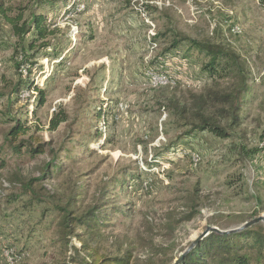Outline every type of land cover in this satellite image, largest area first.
I'll use <instances>...</instances> for the list:
<instances>
[{
  "label": "rangeland",
  "instance_id": "rangeland-1",
  "mask_svg": "<svg viewBox=\"0 0 264 264\" xmlns=\"http://www.w3.org/2000/svg\"><path fill=\"white\" fill-rule=\"evenodd\" d=\"M1 9L24 13L21 22L43 15L55 32L48 47L38 40L30 50L32 34L17 37L0 13V264H76V248L175 264L208 226L235 229L264 216L259 0H0ZM174 32L246 62L250 88L230 137L192 125L198 99L235 79L210 76L205 54L186 42L170 49ZM55 115L67 120L52 128ZM14 125L22 127L16 145L43 142L46 152H12ZM31 180L39 199L26 190ZM69 204L94 210L95 227L66 235ZM10 249L24 252L9 259Z\"/></svg>",
  "mask_w": 264,
  "mask_h": 264
},
{
  "label": "trees",
  "instance_id": "trees-1",
  "mask_svg": "<svg viewBox=\"0 0 264 264\" xmlns=\"http://www.w3.org/2000/svg\"><path fill=\"white\" fill-rule=\"evenodd\" d=\"M259 2L264 4V0H259ZM0 13L4 15L17 37L24 38V36L29 33L32 34L33 37L28 43L30 50L35 49V44L38 40L43 43L44 47L50 45L47 39L53 36L55 31L48 28L46 18L43 15H34L32 19L21 22L24 19V13L10 15L5 9H1ZM183 42H186V44L192 48L205 54L208 61L204 65V70L208 72L210 76L235 79L232 88L223 92L210 90L198 99L197 110L193 116V122L195 123L192 125V130L202 129L211 132L217 137H230L233 129L242 124L243 117L241 111L245 100L244 96L248 93L250 88V71L247 68L246 62L243 61L235 51L226 46L210 40L194 39L181 32H174L172 34L169 48H177ZM27 72H31V66L28 67ZM27 80L22 86H27L29 88L32 84ZM34 88L38 91L37 86H34ZM20 89L17 88L18 91H20ZM210 102H217L222 106L220 112L217 113L219 117L214 113L204 112L205 110L203 107ZM179 112V114L184 116L183 114L185 113H182L185 112L184 110H179ZM66 120V115H55L51 119L52 128H56L61 122H65ZM219 120H226L227 124L222 126ZM21 129V126L14 125L6 134V140L10 143L12 152L24 153L28 158H34L46 152V144L43 142H38L35 145L34 143L26 141L24 144L16 145L13 137L18 136ZM255 151H258V149H255ZM55 160L56 157H54L52 162L54 163ZM46 170L47 172L50 171L48 168H46ZM33 183V180L29 181L26 184V190L27 192L32 191L33 197L39 199L40 196L37 194L36 189L32 187ZM40 189L41 188L38 187V191ZM71 206L72 205L69 204L68 208H61V210L66 211L61 220L66 235L73 234L76 226H88L90 229L95 227L98 216L94 210L91 209L79 214L76 209ZM254 225L255 224L237 233L221 234L211 232L187 252L180 264H264V231L255 229L256 227L254 228ZM80 250L81 249L76 248V254L74 258L71 259V263L144 264L134 259L129 251L116 256H98V249H94L89 255L82 256L80 255ZM22 252L24 251H18L16 256H20ZM146 264H154V262Z\"/></svg>",
  "mask_w": 264,
  "mask_h": 264
},
{
  "label": "water",
  "instance_id": "water-1",
  "mask_svg": "<svg viewBox=\"0 0 264 264\" xmlns=\"http://www.w3.org/2000/svg\"><path fill=\"white\" fill-rule=\"evenodd\" d=\"M259 222H263L264 223V216H258V217L252 218L251 220L245 222L242 226H240L238 228H235V229L221 230V229H219L217 227L208 226L207 229L199 236V238L192 243V245L189 247L187 252L189 250H191L203 237L207 236L211 232H217V233H221V234L237 233V232L243 231V230L247 229L248 227L252 226L253 224H256V223H259ZM183 258L184 257L182 255L178 259V261L175 262V264H180V262H181V260Z\"/></svg>",
  "mask_w": 264,
  "mask_h": 264
},
{
  "label": "built area",
  "instance_id": "built-area-1",
  "mask_svg": "<svg viewBox=\"0 0 264 264\" xmlns=\"http://www.w3.org/2000/svg\"><path fill=\"white\" fill-rule=\"evenodd\" d=\"M237 30H235V32H239L238 28H236ZM263 147H264V139H263ZM194 160L197 162L198 158H194ZM6 256L9 258V259H13L14 257H16V253L10 249V250H7L6 251Z\"/></svg>",
  "mask_w": 264,
  "mask_h": 264
}]
</instances>
